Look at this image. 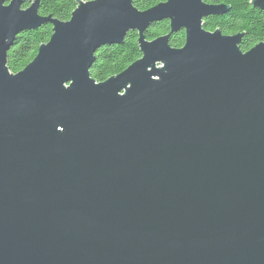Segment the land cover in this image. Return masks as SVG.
Instances as JSON below:
<instances>
[{
  "label": "water",
  "instance_id": "obj_1",
  "mask_svg": "<svg viewBox=\"0 0 264 264\" xmlns=\"http://www.w3.org/2000/svg\"><path fill=\"white\" fill-rule=\"evenodd\" d=\"M40 1L0 0V264H264V41L206 30L230 9L206 0H78L68 21ZM46 23L13 73L17 35ZM130 31L141 58L96 81Z\"/></svg>",
  "mask_w": 264,
  "mask_h": 264
},
{
  "label": "trees",
  "instance_id": "obj_2",
  "mask_svg": "<svg viewBox=\"0 0 264 264\" xmlns=\"http://www.w3.org/2000/svg\"><path fill=\"white\" fill-rule=\"evenodd\" d=\"M91 1V0H82ZM165 0H134V6L147 10ZM211 4H226L230 7L222 15L210 16L204 20V28L208 31L219 29L225 35L244 33L240 43L243 52L264 41V10L252 5L253 0H206ZM78 0H41L39 14L52 15L61 21H68L78 5ZM29 6L28 2L23 8ZM170 32V21L154 22L145 31L148 40H154ZM53 33L50 23L43 24L35 30L23 31L17 35L8 51V67L13 73L24 69L36 56L41 44L47 43ZM172 47H182L185 43V31L179 30L170 38ZM138 44V33L130 31L121 44L107 45L96 54L91 68V76L101 82L124 71L129 65L141 58Z\"/></svg>",
  "mask_w": 264,
  "mask_h": 264
}]
</instances>
